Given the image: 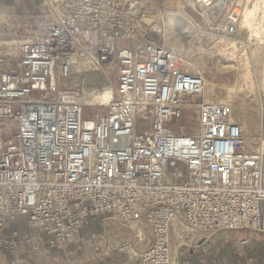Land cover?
<instances>
[{"label": "built area", "instance_id": "2783aa9c", "mask_svg": "<svg viewBox=\"0 0 264 264\" xmlns=\"http://www.w3.org/2000/svg\"><path fill=\"white\" fill-rule=\"evenodd\" d=\"M184 1L210 21L225 10L220 31L235 35L237 3ZM37 6L1 34L10 38L0 44V264L41 252V235L4 232L10 221L69 253L83 249L89 217L141 223L150 233L144 244L135 238L142 264H175L176 223L264 233V124L247 139L230 104L203 98V75L163 42L141 0ZM86 65L117 68L110 100L90 115L82 90L66 83Z\"/></svg>", "mask_w": 264, "mask_h": 264}, {"label": "rangeland", "instance_id": "374dc122", "mask_svg": "<svg viewBox=\"0 0 264 264\" xmlns=\"http://www.w3.org/2000/svg\"><path fill=\"white\" fill-rule=\"evenodd\" d=\"M224 2V7L231 3H237L240 6L237 31L233 37H226L220 31V26L225 21L223 9L214 12L213 19L210 21V17L207 19L199 17L184 0H141L146 7L149 21L160 27L163 42L179 53L188 70H194L203 75L205 93L207 90H213L217 93L214 101L230 104L237 109L257 112V128L259 129L261 124H264V113L258 107L260 97L264 96V0H225ZM38 3L39 0H0L2 19L0 41L10 38L9 36L4 38L1 34L15 31L16 25L19 24L17 20L23 22L21 19L16 20L13 15L30 13L38 7ZM6 61L13 67L16 64L14 58ZM88 69L92 73L90 80H84L80 72H73L66 80L68 87H79L84 97L86 94H95L107 83H110L111 87L116 85V67H107L98 71ZM203 98L209 100L207 96L204 97V94ZM102 106L86 105L83 114L90 115L101 110ZM193 115L192 110L185 113L184 121L188 128L190 125L193 126L191 118ZM176 224H178V230L184 229L181 224ZM138 227L147 232L146 227L141 223L122 225L120 228L134 239L139 238L144 244L148 237L138 235L136 230ZM12 230L22 232L23 227L16 221H10L4 232ZM42 235L47 237L44 233ZM142 237L144 240L141 239ZM43 246L45 247V244ZM137 246L144 248L141 245ZM137 246L136 244L129 246L131 250L128 251L139 254ZM45 248L41 247V252L36 255H24L27 264H44L37 261L46 255ZM46 259L45 256L44 260ZM68 261V257L62 261L59 258L53 261L48 258L46 263L69 264Z\"/></svg>", "mask_w": 264, "mask_h": 264}, {"label": "crops", "instance_id": "0c3cea01", "mask_svg": "<svg viewBox=\"0 0 264 264\" xmlns=\"http://www.w3.org/2000/svg\"><path fill=\"white\" fill-rule=\"evenodd\" d=\"M20 225L23 227L22 232H19L21 235L39 234L43 238L41 247H46L45 253L47 251L48 254L43 259L39 258L38 263L47 264L48 258L51 261L58 258L62 261L68 257L69 264H142L136 252L130 253L120 246L123 242L131 243L132 246H137V243L114 220L89 217L80 230L84 247L74 253L49 247L46 244L47 237L38 229ZM175 226L170 229V251L175 264H264V233L250 229H222L204 233L178 230V226ZM146 230L150 240V233ZM136 249L142 248L137 246Z\"/></svg>", "mask_w": 264, "mask_h": 264}, {"label": "bare ground", "instance_id": "6f19581e", "mask_svg": "<svg viewBox=\"0 0 264 264\" xmlns=\"http://www.w3.org/2000/svg\"><path fill=\"white\" fill-rule=\"evenodd\" d=\"M1 21H2V19H1V16H0V24H1ZM0 27H2V26H0ZM4 42L5 41H0V44H2ZM81 74L84 76V80H86V79L90 80V77L92 76L91 75L92 73H90L88 71V65H86L85 69H83ZM203 94H204L205 98H206V96L209 98V100L206 98V100H208V101H214V98H216V96H217V93L215 91H213V90L212 91L211 90H207V92L205 93V88H204ZM111 95H112L111 86H110V83L109 84L107 83V85H105L103 88H101L95 94H92V95L91 94L90 95L86 94V96L83 97V99H84L83 101H84L85 105H89V106L90 105H94V104L105 105L110 100ZM233 108L234 107H232L233 120L235 121V123H237L238 125L241 126V128L243 130V133L247 137V139L253 138L257 134V132L259 130L257 128V124H258V120H257V116H256L257 112L255 113V111L249 110V109H242L241 110V109H237V108L233 109ZM252 133H254V135ZM176 226H178V224H176ZM136 230H137L138 235H143L144 236L145 232L142 229H140V227H138ZM141 239L144 240L143 237ZM128 250H131V249H128Z\"/></svg>", "mask_w": 264, "mask_h": 264}, {"label": "water", "instance_id": "95a60500", "mask_svg": "<svg viewBox=\"0 0 264 264\" xmlns=\"http://www.w3.org/2000/svg\"><path fill=\"white\" fill-rule=\"evenodd\" d=\"M175 261V260H174Z\"/></svg>", "mask_w": 264, "mask_h": 264}]
</instances>
